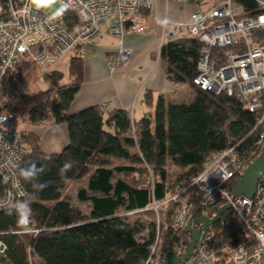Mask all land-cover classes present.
I'll use <instances>...</instances> for the list:
<instances>
[{
	"label": "trees",
	"instance_id": "16d2710c",
	"mask_svg": "<svg viewBox=\"0 0 264 264\" xmlns=\"http://www.w3.org/2000/svg\"><path fill=\"white\" fill-rule=\"evenodd\" d=\"M11 1L0 0V20L8 16ZM234 1L244 7L245 16L263 11L257 0ZM65 16L76 20L69 10ZM202 48L198 38L187 34L163 44L161 58L168 79L181 85L180 98L161 94L153 102L146 93L145 103L155 111L140 119L132 111L108 110L104 104L71 112L83 80L80 54L71 58L73 80L68 84H60L64 72L52 69L42 75L55 86L29 92L28 75L34 65L30 59L5 76L3 110L24 124H66L69 143L62 151L49 153L37 133L20 127L25 152L17 175L31 210L30 228L37 232L23 233L18 208L0 209V241L6 246L0 263L151 264L182 239L189 246L190 230L182 234L174 224L184 199L196 200L191 178L202 172L209 155L232 144L249 155L263 130L264 107L251 111L238 98L195 83ZM234 49L215 47L212 58L220 66L225 53ZM167 166L178 169L176 177ZM82 178L87 184L78 188L77 196L86 203L85 210L65 192L68 183ZM239 179L231 178L227 188L234 190ZM260 181L264 184V176ZM153 202L161 205L151 208ZM222 206L215 203L208 215L213 217ZM209 231L217 264H235L231 252L236 246L249 252L255 247L251 231L229 209Z\"/></svg>",
	"mask_w": 264,
	"mask_h": 264
},
{
	"label": "built area",
	"instance_id": "2783aa9c",
	"mask_svg": "<svg viewBox=\"0 0 264 264\" xmlns=\"http://www.w3.org/2000/svg\"><path fill=\"white\" fill-rule=\"evenodd\" d=\"M186 2L187 0H178ZM262 12L245 16L244 7L234 0H217L207 10H196L184 21H168L171 38L182 33L203 43L195 83L216 94L227 93L241 100L251 111L264 107V0H257ZM54 5L55 9L49 7ZM154 0H13L5 19L0 20V209L16 207L21 212L23 233H36L30 228L31 210L24 201L25 190L17 175V166L25 149L21 143V118L2 107L4 78L24 59H32L42 71L88 41L102 34L120 38L119 49L109 56V67L129 64L133 51L124 44V35L140 32L149 24L148 11ZM69 10L75 17L65 16ZM235 47L225 53L222 65L212 58L215 47ZM263 130L255 150L243 153L237 144L207 157L203 170L193 176L190 187L196 200L186 197L176 211L175 228L184 234L192 216L208 215L217 202L227 204L255 237V247L243 245L232 249L235 264H264V184L260 181L252 198L235 196L227 183L242 176L264 145ZM175 198V197H174ZM161 203L153 202L157 209ZM190 235L192 236L191 232ZM182 239V238H181ZM210 231L202 230L191 257L180 264H217V251L211 246ZM1 242V241H0ZM3 249L6 250L3 242ZM1 246V245H0ZM188 245L184 239L170 252L183 257ZM168 253H161L151 264H166Z\"/></svg>",
	"mask_w": 264,
	"mask_h": 264
},
{
	"label": "crops",
	"instance_id": "0c3cea01",
	"mask_svg": "<svg viewBox=\"0 0 264 264\" xmlns=\"http://www.w3.org/2000/svg\"><path fill=\"white\" fill-rule=\"evenodd\" d=\"M188 3V0H154L147 28L124 35V44L133 50L132 60L127 65L115 69L109 67V56L118 51L120 43V38L111 34H102L98 39L88 41L71 52L74 55L80 54L84 61L83 80L71 112L105 104L113 109L132 111L140 119L152 112L151 106L145 103L146 93L151 94L153 102L161 94L180 98L177 92L181 85L168 79L160 52L163 44L171 39L167 20H188L191 13L200 10L199 2L190 3L191 6ZM186 5L187 10H179L178 6ZM23 129L37 133L41 138L42 148L49 153L60 152L69 143L66 124H24Z\"/></svg>",
	"mask_w": 264,
	"mask_h": 264
},
{
	"label": "water",
	"instance_id": "95a60500",
	"mask_svg": "<svg viewBox=\"0 0 264 264\" xmlns=\"http://www.w3.org/2000/svg\"><path fill=\"white\" fill-rule=\"evenodd\" d=\"M263 176L264 146L256 159L243 172L233 190V194L235 196H247L249 198H252L255 195L258 183ZM228 209L229 206L227 204H224L218 209L213 217L209 215H201L195 218V216H192L188 222V228L192 234V239L189 243L187 252L183 257H178L173 252H169L166 258V264H180L182 262H186L193 254L202 230L208 232L211 229V226L218 222ZM0 245V248L3 249L4 246L1 244V242ZM5 252L6 250L3 251V253Z\"/></svg>",
	"mask_w": 264,
	"mask_h": 264
},
{
	"label": "rangeland",
	"instance_id": "374dc122",
	"mask_svg": "<svg viewBox=\"0 0 264 264\" xmlns=\"http://www.w3.org/2000/svg\"><path fill=\"white\" fill-rule=\"evenodd\" d=\"M188 1H189L188 5H190V6H191V4H194L195 2L196 3L199 2L200 10H207L217 0H188ZM178 8H179V10H187V5L186 6H178ZM49 9L54 10L55 6L52 5L49 7ZM182 34H185V33H182ZM73 51L74 50H72L68 54L64 55L58 62H56L57 64H55V63H54L55 65L51 64V66L49 68V71L52 70L53 68H56L57 70L64 72V77L60 81V84H68V83L72 82V80H73V77L69 72L70 60H71L72 56L74 55V53H71V52H73ZM28 78H29V83H30L29 92H34V91H38L39 89H45V88L55 86L54 84H52L50 82L44 81L42 73H40L38 68L34 65L31 68V71H30V74L28 75ZM185 87L189 88L188 85H186ZM185 87L183 90H185ZM166 97L172 98V96H166ZM151 110H152V113L154 115L155 108L152 107ZM19 122H20L19 127L23 128L24 123L22 122V120H20ZM113 161L114 162H121L120 160H117V159L113 160ZM167 168H168V171L173 174V176H175V177L177 176L176 172L178 171V169L176 167L167 166ZM86 184H87V178H82L80 180H76V181H72V182L68 183V186L65 190L66 194L70 197L72 203L74 205L78 206L79 208L83 209V210H85L87 208L86 203L85 204L81 203L78 200L77 195H78V188L80 186H86Z\"/></svg>",
	"mask_w": 264,
	"mask_h": 264
},
{
	"label": "bare ground",
	"instance_id": "6f19581e",
	"mask_svg": "<svg viewBox=\"0 0 264 264\" xmlns=\"http://www.w3.org/2000/svg\"><path fill=\"white\" fill-rule=\"evenodd\" d=\"M148 14H149V11H148ZM128 48H129V47H128ZM118 49H119V48H118ZM130 49H131V48H130ZM131 50H132V49H131ZM132 51H133V50H132ZM160 58H161V52H160ZM161 59H162V58H161ZM30 60H32V59H30ZM32 61H33V60H32ZM33 63H34V62H33ZM54 65H55V64H54ZM34 66H36V67L38 68V70L40 71V73H42V74L49 72V70H48V71H42V70L38 67V65L35 64V63H34ZM104 105H105V104H104ZM105 107H106V109H108V110H112V109H113L112 107H110V106H108V105H105ZM263 146H264V145H263ZM261 150H262V149H261ZM261 150H260L259 152H261ZM259 152H258V153H259ZM258 153H257V155L255 156V159H256V157L260 154V153H259V154H258ZM209 156H210V155H209ZM255 159H254V160H255ZM254 160H253V161H254ZM253 161H252V162H253ZM252 162H251V163H252ZM251 163H250V164H251ZM250 164H249V165H250ZM245 170H246V169H245ZM259 182H260V181H259ZM258 184H259V183H258ZM256 191H257V189H256ZM255 193H256V192H255ZM253 236H254V235H253Z\"/></svg>",
	"mask_w": 264,
	"mask_h": 264
}]
</instances>
